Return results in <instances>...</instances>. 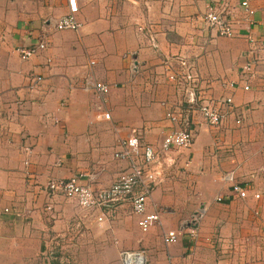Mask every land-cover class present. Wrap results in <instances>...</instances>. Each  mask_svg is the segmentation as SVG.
I'll use <instances>...</instances> for the list:
<instances>
[{"label": "crops", "instance_id": "crops-1", "mask_svg": "<svg viewBox=\"0 0 264 264\" xmlns=\"http://www.w3.org/2000/svg\"><path fill=\"white\" fill-rule=\"evenodd\" d=\"M220 1L236 22L231 37L203 22L209 0H74V31L52 28L65 0H0V264H120L122 250L141 251L142 264H264V47L247 41L264 36V0H250L248 27L238 0ZM40 39L42 51L19 57L16 48ZM177 58L196 73L201 102L229 97L238 109L213 128L192 116L190 146L166 154L146 202L158 222L140 230L126 202L90 210L47 198L48 179L78 175L92 190L107 187L125 167L112 157L115 143L131 130L157 148L171 128L161 103L175 102L166 65ZM94 82L107 94L94 96ZM226 174L245 198L229 192ZM178 228L176 242L162 244Z\"/></svg>", "mask_w": 264, "mask_h": 264}, {"label": "built area", "instance_id": "built-area-1", "mask_svg": "<svg viewBox=\"0 0 264 264\" xmlns=\"http://www.w3.org/2000/svg\"><path fill=\"white\" fill-rule=\"evenodd\" d=\"M65 1V13L52 22V28L55 31H74L79 27L74 0ZM249 2L250 0H238L237 2V7L243 13L246 27L253 25L251 22L253 10ZM202 19L206 27L216 36L231 37L234 35L233 27L236 22L232 21L229 12L220 0H209ZM146 39L148 46L154 50L156 43L153 34L148 33ZM247 41L251 46L250 50L259 51L264 47V36L259 40H252L248 37ZM44 47L45 43L40 39L29 48L18 47L16 51L19 57L27 59L42 51ZM254 56L251 53L249 59L241 67L240 81L242 84L240 88L243 91L248 90L247 78L252 74L253 66L257 61ZM166 66V79L172 83L175 102L161 103L165 107L163 119L171 125V128L161 138L157 148L141 143L136 131L131 130L128 135L118 139L115 143L112 157L115 160L124 161L125 167L117 173L107 187L92 190L88 185L80 182L78 175L65 179H48L41 189L47 198L60 194L63 198L74 201L80 209L90 210L126 202L130 213L136 216L135 224L140 230H146L158 222L157 211L145 212L146 202L154 185L161 180L167 167L166 154L171 149H186L190 146L195 132L194 124L191 121L192 116L197 114L203 124L213 128L217 127L226 115L233 114L238 109L231 105L229 97L221 98L214 104L201 102V90L198 91L199 94L195 92L198 77L185 60L177 58L173 61L172 66ZM32 80L39 81V77H34ZM232 85V83L228 84L229 87ZM90 89L96 97H102L108 92V86L101 82H94ZM237 112H240V109ZM95 117L107 120L108 114L98 112ZM234 123H239V116H236ZM224 177L230 181L229 192L231 194L240 199L246 197L244 187L231 181L228 174ZM252 197L257 198V195L252 194ZM45 209H49L48 204ZM6 211L3 209V212ZM96 220L99 221L100 217H97ZM196 227L197 220L192 219L186 228L190 237L195 235ZM181 229L183 228L165 231L161 235L162 244L175 243ZM118 256L120 264H142L144 262L141 251L122 250Z\"/></svg>", "mask_w": 264, "mask_h": 264}]
</instances>
